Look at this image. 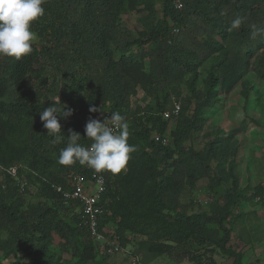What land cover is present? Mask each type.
<instances>
[{
    "label": "trees",
    "instance_id": "1",
    "mask_svg": "<svg viewBox=\"0 0 264 264\" xmlns=\"http://www.w3.org/2000/svg\"><path fill=\"white\" fill-rule=\"evenodd\" d=\"M136 1L45 0L44 15L31 25L36 34L34 51L20 60L0 56V167H11L16 159L8 144L9 130L14 128L24 147L21 161L40 179L44 198L42 206L23 210L21 186L18 188L14 177L2 170L6 181L0 189V229L7 236L0 240V256L18 251L30 264H63L53 250L56 234L60 250L70 254L72 264L93 260L94 241L101 248V240L79 223L78 203H66L55 189H68L72 173L81 174L85 180L91 173L87 165L63 166L57 162L69 130L78 132L79 143L88 147L92 141L86 138L84 127L90 107L100 109L97 113L102 112L103 120L112 112L126 117L137 89L166 81L162 84L165 90L167 83H179L186 74L197 72L208 58L221 55L203 89L190 90L188 101L193 105L189 114L180 107L176 118L174 114L163 118L170 108L166 102L170 93L165 91L159 115L151 114V128L158 140L151 142L147 162L131 153L124 172H102L106 189L101 202L106 213L99 220V231L108 234L103 228L111 219V185L125 178L136 195L156 198V213L162 210L171 217L169 221L154 216L159 219L152 221L155 227L145 230L156 234L155 239L145 243L148 252L170 253L171 243L192 237L198 243L214 245L232 258L231 264H247L242 261V253L229 245L231 231L223 226L237 197L232 138L238 130L215 137L204 151L184 148L180 143L203 129L207 114L220 100V92H230L249 71L264 77V31L252 35L253 25L264 29V0H178L180 7H176V0H162L161 19L152 29L156 43L153 52L142 49L121 20V14ZM237 16L243 22L239 29H231ZM47 94L58 96L61 105L58 101L46 105L43 98ZM54 103L58 108L63 105L64 110H73L67 118L58 115L65 137L56 145L40 120V112ZM173 118L169 146L162 139ZM128 131L129 139L136 132L132 123ZM49 162L56 167L50 168ZM202 177L216 184L231 181L224 194L225 202L211 213L187 214L178 192L186 178L193 183ZM249 192L264 203V185H256ZM114 235L124 247L121 234Z\"/></svg>",
    "mask_w": 264,
    "mask_h": 264
},
{
    "label": "rangeland",
    "instance_id": "2",
    "mask_svg": "<svg viewBox=\"0 0 264 264\" xmlns=\"http://www.w3.org/2000/svg\"><path fill=\"white\" fill-rule=\"evenodd\" d=\"M162 0H137L133 7H127L121 14V20L137 39L138 45L153 52L156 43L152 37V29L161 19ZM221 55H214L202 63L195 73H188L179 83L170 86L166 81L148 85L146 89L139 88L131 97V105L126 110L128 124L135 126V134L128 139L130 145L136 146L137 154L147 162L150 156L151 142L156 141L155 130L151 128V114L159 115L165 91L170 94L167 104L170 109L173 103H178L189 114L192 103L189 104L190 90L203 89V85L210 71L216 70V63ZM147 61V59H146ZM147 70V67L145 68ZM52 81V78H50ZM170 86V87H169ZM247 96V101L245 100ZM58 96L50 97L47 94L43 98L46 105L52 101L57 102ZM3 98V97H2ZM180 110V109H179ZM179 113V112H178ZM176 114L174 117L176 118ZM89 118L103 122L102 112H91ZM165 117L164 114L162 116ZM175 119H169V128L162 139L164 144L172 145L169 131L174 127ZM222 133L219 134L218 131ZM233 130L232 141L235 147V168L238 178L237 197L231 207V214L223 220V226L231 231L229 245L243 255L242 261L247 264H264V203L256 196H251L249 190L256 185H264V77H260L254 71H249L230 92H220V100L216 102L207 114V122L202 130L190 136L180 143L184 148L192 147L197 151H204L209 141L215 137L229 135ZM9 148L16 158L12 166H17V173L13 182L23 185L20 194L23 201V210L31 207L42 206L44 198L40 192L41 181L38 176L32 174L24 162L21 161L24 147L21 137L16 129L11 128L8 133ZM214 165V162H210ZM50 168H55L53 162H49ZM126 167L122 169L124 172ZM6 181L4 171L0 169V189ZM190 183L188 179L183 182L178 192L179 202L185 205L186 213H211L225 202L224 194L229 189L231 181L221 184L210 182L206 177L198 178ZM112 206L110 208L111 219L107 222V235L121 234L125 241L124 251L114 254H106L94 241L96 257L88 264H131L130 258L135 257L136 264H231L232 258L222 254L214 245L201 244L192 237L186 238L180 243H171L170 253L155 255L147 251L145 243L150 238H156V234L145 232L152 225L154 216L171 217L162 210L157 211L156 198L136 195L127 179H119L111 185ZM156 207V208H155ZM153 224L151 230L155 227ZM165 226L167 224H164ZM214 227L215 225H209ZM7 236L6 231L0 229V240ZM60 238L54 234L53 250L61 257L63 264H72L73 259L69 253L59 248ZM1 264H30L18 251L10 255L0 256Z\"/></svg>",
    "mask_w": 264,
    "mask_h": 264
},
{
    "label": "clouds",
    "instance_id": "3",
    "mask_svg": "<svg viewBox=\"0 0 264 264\" xmlns=\"http://www.w3.org/2000/svg\"><path fill=\"white\" fill-rule=\"evenodd\" d=\"M44 3L45 0H0V56L20 60L34 51L36 34L31 30V25L44 15ZM242 22V18L237 16L231 23V29H239ZM253 29V36L264 31L256 29L255 25ZM65 107L62 105V108H58L54 103L40 112V120L47 129V135L53 137V145L61 143L65 137L61 133L58 115L67 118L73 112L70 108L64 110ZM97 111L100 109L89 108L90 113ZM128 129L126 117L119 112H112L103 122L89 118L84 133L87 139H91V145L85 147L79 143L80 134L70 129L66 146L60 149L57 162L63 166L79 163L98 173L107 171L118 174L125 168L130 154L137 150L135 145L128 143Z\"/></svg>",
    "mask_w": 264,
    "mask_h": 264
},
{
    "label": "built area",
    "instance_id": "4",
    "mask_svg": "<svg viewBox=\"0 0 264 264\" xmlns=\"http://www.w3.org/2000/svg\"><path fill=\"white\" fill-rule=\"evenodd\" d=\"M176 7H180V3L176 0ZM179 104L173 103L171 113L164 112L165 117H169L171 114L176 115L179 111ZM111 115V114H110ZM108 115L106 118H108ZM105 118V119H106ZM17 166H11L8 168H2L8 174L15 177L17 173ZM89 179L85 180L79 173H72L68 178V189H63L60 186H56L55 189L60 193L62 199L67 203L73 201L78 203L80 211V224L87 229L90 235L101 240V250L106 254H114L124 251L118 239L115 235H104L99 231V220L103 218L106 213L104 204L101 202L102 194L105 192L106 183L105 176L102 172H96L91 169ZM23 188V185H20ZM105 226L103 231H106ZM131 264H136L135 257L130 258Z\"/></svg>",
    "mask_w": 264,
    "mask_h": 264
}]
</instances>
